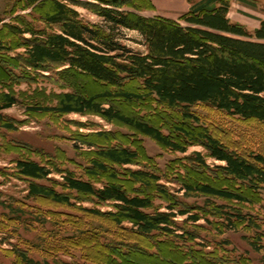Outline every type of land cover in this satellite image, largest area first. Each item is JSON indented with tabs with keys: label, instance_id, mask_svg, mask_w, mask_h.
<instances>
[{
	"label": "trees",
	"instance_id": "obj_1",
	"mask_svg": "<svg viewBox=\"0 0 264 264\" xmlns=\"http://www.w3.org/2000/svg\"><path fill=\"white\" fill-rule=\"evenodd\" d=\"M21 1L25 2L27 8L41 10L40 21L47 28H34L24 22L25 28L10 25L9 32L19 37L21 43L16 45L12 40L6 41L0 34V52L24 49L21 58L30 69L49 72L54 67L63 68L62 73L68 78H85L103 88L102 94L89 98L76 92L65 93L57 105L40 110L64 115H97L107 122L120 123L151 137L172 151L186 153L187 146L173 140L157 124L147 117H141L140 112L132 115L125 113L111 103L110 98L121 97L127 102L145 99L166 109L169 114L180 111L189 129H181L184 138H192L207 151L206 155L201 152L192 155L194 165L206 168L208 159L222 162L223 165L217 166L222 175L239 182L252 192V196L264 193V153H239L205 128H194L191 124L200 122L191 110L196 105H204L244 121L264 124V19L259 20V27L253 32L243 25L232 23L228 17L230 0H187L191 5L190 10L178 21L160 16L146 17L124 10V7L140 10L136 0H95L97 3L71 0L72 4L80 5L103 19L101 23L91 24L80 17L72 4L62 0ZM145 9H155L151 0H148ZM13 10L15 12L17 9ZM124 30L141 35L146 46L145 53L135 52L122 44ZM26 34L31 37L24 38ZM3 58L11 60L6 56ZM130 84L135 87L133 91L128 90ZM136 89L143 94L139 95ZM103 99H108V102ZM16 103L14 96L2 95L0 119L4 120L2 111ZM5 127L14 129L12 126ZM99 137L106 139L108 135ZM97 155L99 159L93 161L94 170L89 174L92 176L96 171L110 172L112 180L97 186L90 179L78 178L73 172L66 171L62 174V192L39 183L50 179L52 168L25 159L18 160L16 167L21 177L30 180V198L51 199L66 207L73 206V197H84L86 200L83 201L96 205L111 204L114 209L112 212L85 207L80 211L97 219L104 216L111 218L116 228L128 234L149 241L156 238L152 246L143 250L137 249L136 244L126 246L124 241L119 245L127 249L125 252L114 250L115 246L106 245L108 243L101 242V238H96L98 246L107 250L113 248L112 251L122 260L120 263L112 261V264H129L130 260L124 259L137 251L155 261L163 258L164 253L173 255L174 251L173 256L179 264H215L211 257L213 254L194 246L182 248L175 241L179 238L189 243L197 240L198 234L180 227L176 218L187 216L188 222L196 223L202 219L199 214H192L190 209L178 208L175 203V206H167V212H162L156 206L155 198L145 194L143 187L129 191L121 182H116L118 174L114 165L135 164L139 156L136 150L112 146L99 150ZM130 178L146 188L157 186L161 180L159 175L136 170L130 171ZM182 189L187 197L201 194L209 199L241 203L254 200L238 191L197 179L191 184L182 183ZM159 190L164 200L170 199L165 188L159 186ZM234 212L225 211L222 205L213 210L208 208L210 215L223 219L225 223L222 221L220 225L230 229L237 222L246 220L240 212ZM247 222L249 225L253 223ZM126 223L130 226H124ZM89 225L93 230L104 231L102 226ZM77 231L81 235L79 239H84L85 231ZM105 231L114 240L129 237L118 231ZM66 240L71 241L73 238ZM260 247H255V251H260ZM17 257L21 264H49L48 261H35L25 253H18Z\"/></svg>",
	"mask_w": 264,
	"mask_h": 264
},
{
	"label": "rangeland",
	"instance_id": "obj_2",
	"mask_svg": "<svg viewBox=\"0 0 264 264\" xmlns=\"http://www.w3.org/2000/svg\"><path fill=\"white\" fill-rule=\"evenodd\" d=\"M81 1L97 3L95 0H75ZM136 1L140 10L131 7H124V10L152 16L155 9H145L148 0ZM198 1L200 0H193ZM62 2L72 4L71 0ZM24 3L21 0H0L2 31L0 34L6 41L12 40L16 45L20 44L21 40L9 32L10 25L25 28L22 23L24 22L34 28H47V25L40 21L41 10L27 8ZM71 6L85 22L94 24L103 20L80 5ZM13 9L17 10L14 12ZM228 17L232 23L243 25L249 32H253L259 20L264 19V0H230ZM30 37L29 34L24 36ZM121 42L135 52H146L144 40L138 32L124 30ZM23 54L24 49L21 48L0 52V101L2 95L10 94L17 102L13 107L2 111L4 120L0 119V264H21L18 261V253H25L38 262L48 261L49 264H112V261L115 263L122 261L112 249L125 252L127 249L119 245L124 241L126 243L123 244L130 246L136 244L137 249L142 250L153 245L152 242L156 241V238L149 241L128 234L116 228L111 218L104 216L97 219L80 211L85 207L101 212H112L114 209L111 204L96 205L83 201L86 200L84 197H73L71 200L73 206L66 207L51 199L30 198L28 191L30 180L21 177L16 167L18 160L25 159L52 168L53 174L49 176L50 179L39 183L48 185L58 192L63 191L62 174L66 171L73 172L78 178L90 179L97 186H101L112 180V174L96 171L91 176L89 173L94 170L93 161L99 159L98 151L112 146H125L136 150L139 155L133 165H114L118 174L116 182H121L129 191L143 187L145 194L155 198L156 206L162 212H167V206L175 203L178 208L190 209L192 214L201 216L202 219L196 223L188 222L187 216L176 218L180 227L198 234L197 240L193 243L185 242V239H175L177 245L182 248L194 246L213 254L211 257L215 264L264 263V193L252 196V192L239 182L222 175L217 168L224 164L222 162L208 159L206 168L194 165L192 155L195 152L206 155L207 151L192 141V138H184L181 129L187 125L180 111L169 114L166 109L145 99L127 102L121 97L110 98V102L125 113L132 115L140 112L141 117H147L149 121L157 124L165 134L171 135L173 140L187 146L186 153L172 151L151 137L120 123L107 122L97 115L89 113L64 115L42 111L41 108L57 105L65 93L76 92L89 98L102 94L103 88L85 78L74 76L68 78L62 73L63 68L54 67L49 72L30 69L22 61ZM4 56L11 60L4 59ZM134 89L135 87L130 84L128 90ZM136 90L139 95L143 94L142 91ZM103 101L108 102V99ZM191 110L200 119L198 124L191 123L194 128L198 126L205 128L239 153L245 155L253 151L264 153V124L244 121L204 105H196ZM5 126H12L14 129ZM102 134L108 137L100 138ZM134 170L159 175L161 180L157 186L146 188L142 183L131 180L130 171ZM196 179L200 182L207 181L213 186L238 191L254 200L241 203L209 199L201 194L187 197L182 189V183L191 184ZM159 186L168 191L170 199H163L159 193ZM221 205L225 211L233 214L234 211L240 212L246 220L242 223L237 222L238 224L231 229L223 227L220 225L223 219L208 213V208L213 210L214 207ZM234 217L235 215L232 217L233 220ZM247 221L253 223L249 225ZM89 224H93L94 227L102 226L104 231L108 229L111 233L118 231L119 234L129 237L122 239L123 241L114 240L106 231L93 230ZM124 226L130 225L126 223ZM77 230L85 231L84 239H79L81 235ZM72 238L71 241L66 240ZM96 238H101L104 244L108 243L106 245L115 247L108 250L102 248L95 242ZM257 246H261L258 252L254 249ZM173 255L164 253L163 258L155 261L137 251L128 255L124 261L130 260L129 264H179ZM132 256L134 258H130Z\"/></svg>",
	"mask_w": 264,
	"mask_h": 264
},
{
	"label": "crops",
	"instance_id": "obj_3",
	"mask_svg": "<svg viewBox=\"0 0 264 264\" xmlns=\"http://www.w3.org/2000/svg\"><path fill=\"white\" fill-rule=\"evenodd\" d=\"M152 3L155 6V11L152 16L146 14L142 15L146 17L160 16L178 21L191 7L187 0H152ZM257 27H259V24Z\"/></svg>",
	"mask_w": 264,
	"mask_h": 264
}]
</instances>
